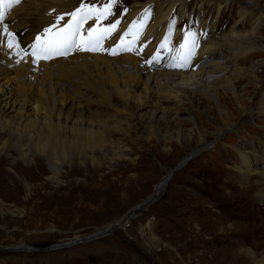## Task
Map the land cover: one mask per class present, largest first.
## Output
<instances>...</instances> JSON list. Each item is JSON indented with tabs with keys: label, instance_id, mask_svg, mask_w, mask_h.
<instances>
[{
	"label": "rangeland",
	"instance_id": "374dc122",
	"mask_svg": "<svg viewBox=\"0 0 264 264\" xmlns=\"http://www.w3.org/2000/svg\"><path fill=\"white\" fill-rule=\"evenodd\" d=\"M104 1L97 5L89 0H67L73 11L81 4L98 10L111 4L107 18L101 22L92 19L98 22V29L114 23L113 19H119L117 28L105 40L108 49L119 43V26L123 20L117 16V10L114 11L113 0ZM122 1L119 2L122 3L120 9L133 2ZM227 1L232 9H225L223 17H219L213 7L195 10L197 6L189 0L190 5L185 10L191 14V27L188 24L191 21L179 19V16L173 26L180 28L181 34L200 29V37L208 30L218 36L226 33L237 19L236 12L242 7L239 5H246L248 0ZM253 1L264 4V0ZM223 2L226 0L218 3L225 6ZM67 9L68 13L71 12V7H66L60 10V15H65ZM64 19L62 23L70 21L68 17L67 21ZM253 23L247 22L238 29L247 31ZM260 37L264 38V26ZM110 38H115V41ZM165 41L161 38L149 58L154 59L155 51L163 44L167 49L173 47L172 43ZM131 49L136 50L133 46ZM219 50L216 57L220 56ZM231 52L230 49L225 50L221 53L222 57L228 58ZM101 54L109 58L105 56L106 51ZM26 57L33 58L30 55ZM219 59L215 58L213 63L224 60ZM258 60L253 59L240 68L251 74L259 67L256 65L252 69ZM207 61L212 62L208 58ZM177 64L178 61H174L172 66ZM59 66L63 68L58 71L55 68L51 73L53 87L61 93L57 94L55 104L54 94L48 87L45 88V95L40 88L32 90L41 100L39 107L46 120L52 113L63 117L77 114L92 121L107 119L104 114L110 98H113L114 105L121 108L111 85L103 87L102 95L90 85L92 71L97 69L83 66L71 69L64 63ZM3 74H0V79L5 78ZM212 76L219 77L220 74ZM32 81L29 77V82ZM250 81L235 84V91L243 94L240 90H244L251 94L252 85L247 87ZM12 85L15 86L13 90L21 87L16 80ZM121 92L124 93V89L121 88ZM136 93L143 96L142 88L136 89ZM62 95L67 97V106H62ZM248 95H244L243 99H254ZM227 98L226 106L236 101L231 94ZM263 100L264 90L254 102L262 103ZM200 103L198 111H192L199 118L197 128L186 120L177 121L178 124L175 122L171 127L173 137L151 126L144 134L130 126L126 135L111 136L112 141L125 146L121 157L107 148L95 147L78 157L57 156L58 160L52 162L47 155L41 157L31 151L29 142H7L0 134V264H252L248 257L239 254L240 248L249 250L256 261L264 264V205L256 195L263 187V179L252 176L247 181H241L237 173L241 161L235 151H254L253 147H264L261 131L264 116L259 117V121L243 120L240 129L226 132L219 143L214 140L209 148L192 156L198 149V135L201 139L207 134L211 140L220 128L212 120L219 119L214 103L204 97H201ZM114 117L126 119L124 114ZM75 127L81 126L78 123ZM27 147L30 151L25 150ZM253 165L259 164L253 162ZM173 169L177 170L172 173ZM169 175L171 180L167 187L150 206L106 237L97 235L147 202L158 183ZM251 187L252 190L247 189ZM231 222L245 229L234 228ZM91 235L100 239L77 245Z\"/></svg>",
	"mask_w": 264,
	"mask_h": 264
},
{
	"label": "bare ground",
	"instance_id": "6f19581e",
	"mask_svg": "<svg viewBox=\"0 0 264 264\" xmlns=\"http://www.w3.org/2000/svg\"><path fill=\"white\" fill-rule=\"evenodd\" d=\"M219 1L222 0H192V3L197 6L196 9L194 8L195 10L202 11L204 7L206 9L213 7L216 11L215 15L223 17L225 9L230 10L232 6L227 5V0L225 3L223 2L225 6L219 4ZM65 2L67 0H20L19 3H13L12 0H2L0 2L2 3L0 16L5 13L9 17L0 23V39L4 40V43L0 44V74L5 73L3 75L7 78V80L5 78L0 79V134H3L7 142L14 141L21 144L24 141L29 142L31 151H35L34 153L39 154L41 157L47 155V158L52 162L58 160L57 156L60 158L67 155L78 157L87 149L95 147L107 148L114 155H120L121 157L125 152V146L112 141L111 136L118 135L122 137L126 135L130 126H133L138 133L144 134L151 126L154 130H163L173 137L174 132H172L171 127L177 121L186 120L192 123L194 127L197 126L199 118L192 111H198L199 106L202 105L200 103L201 97H204L214 103L219 119L217 120L218 123L215 121L216 119L213 118L212 120L220 128L217 129L215 137H212L211 140L207 134L201 136V139L198 135L196 143L198 149L192 153V156H194L198 152L209 148L214 140L219 143L226 132L240 129L243 120L254 119L259 121L258 118L264 116V100L262 103L254 102L264 90V69H262V66H264V38L260 37L261 29L264 26V4L259 5L257 1L253 0H248L246 5L240 4L239 6L242 7L238 8L236 12L237 19L233 21L226 33H220L219 36L213 35L208 30L206 34L200 37L199 34L202 32L200 29H197L198 32L194 30L191 33H195V45L200 39L205 41V45H202L199 49L195 46L192 54L193 58L191 57L192 63L190 64L195 66L205 55L212 60L208 64H201L196 73L187 74L180 70L162 67L150 71L149 65H147L150 60L147 59L149 54L155 49L164 34L167 39H171L175 44L181 42L180 31L177 29L171 34L170 28L174 27L175 18L178 16L179 19L192 22L191 14H187L185 10L190 5L189 0H145L144 2L133 0L132 4L122 9H120L122 3H119L123 2L122 0L112 1L114 11L117 10V16L124 22L119 26V36L127 23L131 27L137 21L144 25L143 28L139 29L141 34L135 39V44L138 47L132 44L136 50H124L121 46L120 49H117V53H120L116 58L107 54L105 56L111 59L84 53L74 54L71 57L51 62L32 63L33 58L26 57L22 53L17 55L15 47L11 50L7 48L8 36L2 32L5 25H7L10 33L14 32L17 35V37L15 35L12 37L14 45L18 44L20 47H24L33 40L35 34H42L43 29L49 26L56 17L60 16L61 9L71 7L72 11L73 7ZM89 2L99 5L105 1L89 0ZM144 8L149 10L147 16H145ZM69 13L67 9L66 14L62 15L65 17L64 20L67 21V14ZM255 16L256 18H254ZM247 19H250V21H247ZM113 20L116 21L117 19ZM247 22L254 23L250 25L247 31L242 29L239 31L238 28ZM113 39L115 41V38L111 40ZM191 42L192 38L190 37L188 43L191 44ZM219 49H221L220 56L216 57L219 54ZM229 49L232 52L228 54V58L222 57L221 53ZM11 55L13 57L10 60L8 57ZM215 58L224 60L213 63ZM253 59L259 60L252 69L259 67L254 69L251 74L240 68L241 65H245ZM6 60H8V64L3 65ZM17 61L20 62L17 63ZM63 63L71 69H77L81 66L88 69L92 67L97 69L92 71L90 85L99 95H102L103 87L106 84L111 85L112 90L115 92L114 98L121 103V108L116 104L114 105L112 103L113 98H110L106 104L107 111L104 114L108 117L107 119L102 118L92 121L77 114H69L63 117L52 113L50 118L46 120L43 115L44 112L39 107L41 100L37 98L35 93H32V90L33 88H40L42 94L45 95V88L48 87L47 89H51L50 91L54 94L53 103L55 104L58 101L56 100L57 94L60 95L61 93L59 94V90L53 87L55 85L52 84L51 73L63 68L59 66ZM55 65L56 67H53ZM157 65L159 64L157 63ZM215 74H220V76H212ZM29 77L33 79L32 83L29 82ZM248 79H251V81L248 82L247 87L252 85L250 87L253 90L252 93L249 94L244 90H240L243 94H238L235 91V84L242 85L243 81L246 82ZM15 80L21 87H16L13 90L15 86L12 83ZM214 85L218 87L214 88ZM121 88L124 89V93L121 92ZM139 88H142L143 92L141 97L136 93V89ZM218 90H220V93ZM230 94L236 98V101L234 104L230 103V106H226L225 102ZM64 95H62V106H67L68 100ZM244 95L253 96L254 99L244 100ZM117 114H124L126 117L125 122L114 117ZM203 115L206 116V114ZM185 116L186 118L182 119ZM113 117L114 119H111ZM78 123L81 127H75V124ZM261 131L264 136V126ZM25 150L30 151L28 147ZM253 150H235L241 161V167L237 173L240 175L241 181H247L252 176L263 179V187L256 195L261 199L260 203L262 202L264 205V147H253ZM72 152L74 155H72ZM253 162L259 165L255 166ZM170 177L171 175L166 176L158 183L147 202L97 235L106 236V233L118 230L133 219L137 213L150 206L167 187ZM247 189L252 190V187ZM231 226L240 230L245 229L237 223L231 222ZM239 254L248 257L252 264H262L255 260V255L249 250L240 248Z\"/></svg>",
	"mask_w": 264,
	"mask_h": 264
},
{
	"label": "snow or ice",
	"instance_id": "6c2138e0",
	"mask_svg": "<svg viewBox=\"0 0 264 264\" xmlns=\"http://www.w3.org/2000/svg\"><path fill=\"white\" fill-rule=\"evenodd\" d=\"M0 2H2V0H0ZM12 2L19 3L20 0H12ZM113 2H115V0H113ZM110 8L111 4L105 5L103 10H98L95 7L81 4L75 11L70 13L71 21L67 23L65 27L59 28L55 32L52 31V29L59 24L60 20L64 19L63 16H60L56 21V24L50 25L49 27L43 29L42 34H38L34 37L35 42L30 43L28 47L24 49H21L18 44L14 45L12 39L14 34L8 31L7 25L3 27L2 32L8 36L7 48L11 50L15 47L17 49V55H19L21 51L25 54H28V49H32V63H36L38 60H48L53 56H65L73 49L90 52H96L98 50L109 51L110 54L116 55L117 48L121 46H123L126 50H131L132 44L135 43V38L141 34L139 29L143 28L144 25L139 21L134 22L129 31L125 33L126 36H133L131 41L126 42L124 37H121L119 43L113 46L112 49H103V42L106 40L108 35L117 28L118 24L120 23L119 19H117L114 23H111L108 27L99 29L90 28L86 37L83 34V27L84 24L93 17L96 21L107 18ZM148 14L149 10H145V16ZM0 19H3V17L0 16ZM133 29H135V31H133ZM194 36L195 34L191 33L185 35V43L181 44L182 53L177 57H174V61L184 64L191 59L193 50L196 46ZM190 37L192 38L191 44L188 43ZM3 43L4 40L0 39V44ZM165 43H167V38ZM161 47H164V45H161ZM19 62L20 61H17V63ZM149 63H151V61H149Z\"/></svg>",
	"mask_w": 264,
	"mask_h": 264
},
{
	"label": "water",
	"instance_id": "95a60500",
	"mask_svg": "<svg viewBox=\"0 0 264 264\" xmlns=\"http://www.w3.org/2000/svg\"><path fill=\"white\" fill-rule=\"evenodd\" d=\"M175 171H176V169H173L172 170V173L175 172ZM170 180H171V178H170ZM134 210H135V208H134ZM105 235H109V234L106 233ZM96 237H98V236H96ZM96 237H95V235H91V236L87 237L86 239L80 241V243H78L77 245H79V244H86V243L93 242V241H96V240H99L100 239V238H96Z\"/></svg>",
	"mask_w": 264,
	"mask_h": 264
}]
</instances>
